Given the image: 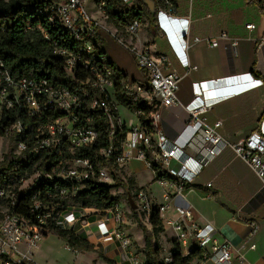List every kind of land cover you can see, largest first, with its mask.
Wrapping results in <instances>:
<instances>
[{
  "label": "built area",
  "instance_id": "1",
  "mask_svg": "<svg viewBox=\"0 0 264 264\" xmlns=\"http://www.w3.org/2000/svg\"><path fill=\"white\" fill-rule=\"evenodd\" d=\"M121 1L128 7L135 4V0ZM151 1L155 5V27L160 34L164 33L168 37L181 67L190 70L186 51L202 41L190 32L194 0H188L190 8L186 18L177 15L176 0ZM93 4L98 14L96 18L87 12L81 0H63L54 3L45 11L49 24L61 26L73 42L72 49L61 47L56 50V55L64 62L67 77L76 85L73 91L46 79L14 77L0 59V114L17 109L35 119L49 114L58 115L38 129L32 146L29 147L23 141L16 145V155L28 152L35 157L55 156L46 172L38 171L26 180L32 181L30 188L41 182L59 181L66 186L59 188L53 199L68 200L77 197L89 181L113 185L114 173L111 170L98 168L88 158L75 157V153L83 148L93 147L99 139V133L93 127L90 116L92 113H100L107 118L113 130L110 138L113 139L114 115L111 107L114 105L119 116V125L127 129L120 152L115 156V164L119 169H124L134 160L141 161L154 176L159 171L170 176L160 183L175 189V193H166L165 204L162 206H156L145 190L137 193V204L148 217L157 212L162 220L173 197L182 195L185 186L192 184L200 174L204 160L197 162V168L192 169L183 151L196 143L203 144V150L210 158L215 157L218 150L231 148L236 157L243 160L259 178L264 189V134L255 132L240 144H228L219 131L222 122L211 125L207 120V114L216 100L209 102L196 96L185 108L189 114L185 130H190L191 135L184 143L179 138L172 141L158 130L162 110L179 105L177 94L184 77L179 75L173 60L167 54L157 52L154 43L141 42L139 35L143 27L142 21L132 20L125 26L124 31H119L113 24L110 27L105 24L102 26L100 18L107 22L109 2L93 0ZM260 9L264 14V3ZM246 28L254 30L255 26L249 24ZM104 33L132 56L147 81V85L141 82L126 83L124 79L120 82V92L132 106L129 109L123 107L132 115L128 122L121 117L119 108L122 106L115 99L120 76L114 70L112 61L100 52V36ZM45 38L48 39V36ZM208 42L214 48H220L221 45L223 49L237 47V42L226 34ZM81 74H86L87 78L80 79ZM205 85L206 83H201L195 86L199 89L201 86L206 88ZM212 97L216 99L217 93H213ZM141 106L147 107L149 113ZM11 131L22 135L21 123L15 124ZM115 152L111 146L107 150L99 151L97 155L109 161ZM173 160L179 164L176 171L170 166ZM158 164L161 169L155 172L153 165ZM21 181L25 182L24 179ZM208 186L211 187L212 184ZM0 198L9 199L12 205L17 203L15 195L8 196L5 189L0 190ZM179 215L180 221H167L176 233V238L170 248L164 250V264L172 263L171 251L176 248L183 257H188L195 250H201L202 260L193 264H202L207 260L216 264H233V249L230 244L216 243L214 235L194 222L189 210H179ZM53 224L84 236L89 243L101 248L116 264H147L144 254L136 249L135 241L126 227L127 218L119 205L108 210L80 206L62 208L60 204H47L36 197L32 199L29 216L6 214L0 220V264H36L35 253L42 248L44 238L50 234ZM256 231L257 227L254 229L255 233ZM251 249H255V246H251ZM236 260L238 264L247 263L243 253L238 254Z\"/></svg>",
  "mask_w": 264,
  "mask_h": 264
},
{
  "label": "crops",
  "instance_id": "2",
  "mask_svg": "<svg viewBox=\"0 0 264 264\" xmlns=\"http://www.w3.org/2000/svg\"><path fill=\"white\" fill-rule=\"evenodd\" d=\"M258 1L264 3V0ZM176 2L177 15L188 17V0ZM249 24L255 26L254 30L246 28ZM190 32L202 41L186 51L188 71L181 67L173 48L161 34L150 32L151 43L159 42L157 52L167 54L179 75L184 77L177 94L179 105L162 110L158 130L168 139L179 138L184 143L191 135L190 130H185L189 120L185 108L200 96L209 102L216 100L207 120L211 125L222 122L219 131L228 144H240L255 132L264 134V14L260 6L250 5L245 0H194ZM222 34L235 40L237 47H212L208 41ZM109 56L117 64L111 53ZM201 83H206V88L195 86ZM213 93H217L216 99ZM183 151L192 169L197 168V162L204 161L195 181L185 186L182 195L173 197L163 214L165 232L162 236L166 248H170L176 238L167 221H180L179 210H189L194 222L214 235L216 243L232 246L233 264H238L236 258L240 253L245 255L246 264H264V189L259 178L229 147L218 150L213 158L207 157L200 143ZM262 160L264 162V156ZM170 166L176 171L179 164L173 160ZM124 174L126 178H133L139 189H145L156 206L165 204L167 192L175 193L174 188L155 181L154 173L141 161L130 162ZM127 222L129 225V219ZM132 228L138 229L136 225ZM133 235L136 238V234ZM202 264L216 263L207 260Z\"/></svg>",
  "mask_w": 264,
  "mask_h": 264
},
{
  "label": "trees",
  "instance_id": "3",
  "mask_svg": "<svg viewBox=\"0 0 264 264\" xmlns=\"http://www.w3.org/2000/svg\"><path fill=\"white\" fill-rule=\"evenodd\" d=\"M63 0H0V59L4 62L7 70L14 77L25 76L29 79H46L53 84H59L72 91L76 85L71 83L64 70L63 60L56 55V50L61 47L73 48V42L66 31L61 26H52L49 24L48 16L45 11L54 3ZM250 5L261 6L258 0H245ZM107 22L113 24L119 31H124L125 26L132 20L138 19L153 34L157 32L155 27V15L151 13L144 0H135L132 7H128L121 0H108ZM48 36V39L45 38ZM113 40L107 34H101L100 43L102 46L101 54L106 55L112 61V66L118 72L120 78L117 80L115 99L117 103L125 108L132 106L120 92V82L122 79L126 83L141 82L147 85V81L142 74L140 80H130L129 75L121 70L109 56V43ZM80 79H86V74H81ZM112 105V104H111ZM146 113L149 109L141 106ZM114 115V136L110 138L113 131L110 123L103 114L92 113L90 115L93 121V127L99 133V139L93 147L83 148L75 153V157L88 158L94 162L98 168H108L114 174V184L104 185L97 181H89L79 195L68 200L54 198L59 188L66 186L61 182H41L27 192H19V187L12 190L11 186L16 185L21 179L28 180L38 171L46 172L49 163L53 162L55 156L35 157L28 152L20 155L14 154L10 150L0 159V190L14 194L17 203L12 205L9 199L0 198V220L6 214L30 215V207L33 197L42 200L47 204H60L62 208L67 206H80L85 208H94L96 210L114 209L120 201L128 197H136L139 189L133 178H121L124 169H119L115 164V156L121 149V144L127 134L125 126L118 123L119 116L112 105ZM58 115L49 114L42 118H30L25 112L17 109L3 111L0 114V140L9 138L10 144L16 146L23 141L33 145L38 129L54 120ZM21 123L23 134L17 135L11 131L12 127ZM116 151L111 160L101 159L97 153L101 150H107L110 147ZM49 161V162H48ZM155 172L161 169V166L153 165ZM169 179V177L159 171L155 175V181ZM122 189V194L113 195V191ZM134 191H136L134 195ZM49 193L52 197H49ZM133 195V196H132ZM130 206V205H129ZM135 216V223L144 237V256L147 264H164L162 259V246L159 243L160 236L165 232L162 220L157 212H153L148 217V225L143 224V218L139 217L136 211H131ZM50 233L56 235L66 246L74 252L86 253L94 252V245L89 243L84 236L77 235L73 231L63 230L52 225ZM171 264H193L195 261H201V250H195L188 257H183L179 250L171 251ZM107 264H115L113 260L102 258Z\"/></svg>",
  "mask_w": 264,
  "mask_h": 264
},
{
  "label": "rangeland",
  "instance_id": "4",
  "mask_svg": "<svg viewBox=\"0 0 264 264\" xmlns=\"http://www.w3.org/2000/svg\"><path fill=\"white\" fill-rule=\"evenodd\" d=\"M81 1L84 4L87 12L92 17L94 18L98 17V14L96 13L94 9L93 0H81ZM100 21L102 22V26H104V24L106 26L110 25L103 18H100ZM160 36L164 38V40H166V42L170 46V42L166 34L161 33ZM139 37L142 43H151L152 35L150 31L147 29L146 25H143L140 31ZM154 46L155 48H157V46H159V42L158 41L155 42ZM108 52L111 53V56H113V59H115V61L117 60L116 62L119 65V68L129 75L130 80H140L142 78V73L138 70L132 56L129 53H127L123 48H121L116 42L112 41L109 43ZM116 55H117V58H116ZM121 57H124V60L121 59ZM124 108L120 107L119 111L121 112V115L124 117V119H126L128 122L132 118V115L129 114ZM10 150H14V154H16L17 152L16 146L10 144L9 138L0 140V159L1 160ZM120 176L123 179L126 178L124 173L121 174ZM31 185H32L31 180L25 181V182L20 181V182H17L16 185L11 186V188L13 190L14 188L19 187V192L23 193V192H27L29 188L31 187ZM135 192L136 191L133 192L134 195L136 194ZM6 193L8 196L14 197V194H11L10 192H7V191ZM122 193H123L122 189H117L113 191V195L122 194ZM133 199L135 200L137 204L136 197H133ZM119 206L121 210L123 211L124 216L127 219H129V225L126 226L127 229H130L128 230V232L131 235L132 233L136 234V238L134 235L132 236L136 244V249H138L139 252L144 253L143 251H144L145 244H144L143 233L141 230H138L139 229L138 227H137L138 228L137 231L134 230V228H132L134 225H136L135 223L136 215L132 214L131 212L132 210L129 206L128 200L123 198L120 201ZM137 214L140 218L141 217L143 218V224L148 225V216L146 215L145 212H143V210L139 206L137 209ZM160 240H161L160 245L162 246V249H163V252H162V259H163L165 258L164 250L167 248H166V244L163 241V236H160ZM102 258L110 259V257L106 256L103 250L99 247L94 246V252L77 253L69 249L66 246V244L63 241H61L56 235H53L50 233L48 236L44 238V241L42 243V248L35 253L34 262L36 264H107Z\"/></svg>",
  "mask_w": 264,
  "mask_h": 264
},
{
  "label": "water",
  "instance_id": "5",
  "mask_svg": "<svg viewBox=\"0 0 264 264\" xmlns=\"http://www.w3.org/2000/svg\"><path fill=\"white\" fill-rule=\"evenodd\" d=\"M144 3L148 6L151 13L154 14L155 12L154 2H152L151 0H144ZM128 203L130 205L131 210L136 211L138 209L135 200L131 196L128 197Z\"/></svg>",
  "mask_w": 264,
  "mask_h": 264
}]
</instances>
